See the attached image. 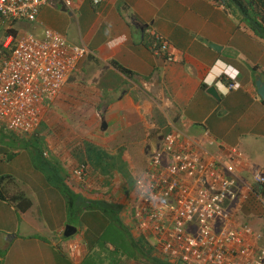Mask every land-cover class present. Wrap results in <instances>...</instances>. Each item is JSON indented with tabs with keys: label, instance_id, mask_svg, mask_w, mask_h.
<instances>
[{
	"label": "crops",
	"instance_id": "1",
	"mask_svg": "<svg viewBox=\"0 0 264 264\" xmlns=\"http://www.w3.org/2000/svg\"><path fill=\"white\" fill-rule=\"evenodd\" d=\"M72 2L68 9L63 0H49L37 24L17 21L13 27L35 28L39 36L50 27L88 50L78 69L68 76L71 81H66L77 85V93L59 99L62 90L52 103L58 109L51 117H65L62 122L67 127L71 121L67 113L75 110L73 134L60 133L59 143L66 152H76L90 141L113 156L121 155L127 165L124 175L116 170L107 177V186L98 187L105 180L97 183L98 176L90 174L84 190L75 191L120 205V226L133 242L140 238L132 242L135 249L144 247L129 210L134 204V180L147 168L164 136L175 131L182 139L194 141L202 158L216 156L235 166L238 197L225 196L222 205L237 226L247 224L260 234L254 242L259 252L264 247V196L256 190L260 185L253 177L257 171L264 174V101L256 87V79H264V38L214 0H112L99 7L92 0ZM70 16L73 21L67 23ZM147 28L172 42L179 62L169 63L150 50ZM229 66L239 71L237 89H230V80L221 75ZM212 85L217 86L220 98L208 92ZM98 113L104 114L107 128L102 129ZM48 117L44 115L29 140L44 133ZM232 148L244 155L231 154ZM12 153L10 162L0 164V177L9 176L0 188L10 196L25 194L32 206L22 211L16 202L0 198V264H86L93 257L96 264L107 258L105 264L146 263L132 260L131 254L127 257L115 237L105 252L101 240L112 225L108 222L111 214L85 209L71 222L58 182L45 166L20 149ZM6 155L3 161L9 160L10 154ZM55 157L68 167L60 155ZM68 225L77 228L70 237L65 236Z\"/></svg>",
	"mask_w": 264,
	"mask_h": 264
},
{
	"label": "built area",
	"instance_id": "2",
	"mask_svg": "<svg viewBox=\"0 0 264 264\" xmlns=\"http://www.w3.org/2000/svg\"><path fill=\"white\" fill-rule=\"evenodd\" d=\"M66 8L72 0H63ZM112 0H92L94 7ZM49 0H0V12L7 20L37 23ZM150 50L169 63L180 61L172 42L153 28H147ZM11 48L9 53L4 49ZM88 52L59 31L46 27L42 36L33 31L9 34L0 47V124L27 136L36 132L48 102L62 91ZM229 88L237 89V73L224 70ZM221 74V75H222ZM231 154L243 155L237 149ZM134 184L133 212L137 236L150 246V253L174 264H263L264 247L251 226H237L222 198L238 197L235 166L216 156L201 157L196 143L172 131ZM86 164L73 174L78 181L87 176ZM221 169H224L222 171ZM224 172V173H223ZM264 185V174L254 173ZM247 198L245 193L243 199Z\"/></svg>",
	"mask_w": 264,
	"mask_h": 264
},
{
	"label": "trees",
	"instance_id": "3",
	"mask_svg": "<svg viewBox=\"0 0 264 264\" xmlns=\"http://www.w3.org/2000/svg\"><path fill=\"white\" fill-rule=\"evenodd\" d=\"M214 1L219 3V4L226 6L228 8V11L233 12L234 14L240 16L241 19L246 24H248L250 26V28L255 32L256 35L264 38V0H214ZM15 22H17V21L16 20H9V19L7 20V18L0 12V27H2V28L4 26L6 27L5 28L6 33H7L6 36H8L9 34L19 35V34L25 33L22 31L19 32L13 27ZM31 31L36 32L35 28L31 29ZM0 47H2V42H0ZM10 50H11V48H8L6 50L4 49V51L6 53H9ZM114 65H116V67H118L120 70L128 73L127 70L118 62L114 61ZM258 69H259V66H257V65L254 66L255 71H257ZM260 73L262 74V72H260ZM57 97H59V95ZM54 100H55V98L52 101L48 102L47 110H46V114H45L46 116L49 115V117H51L53 112L57 113L56 111L58 108L54 109L52 107L53 106L52 103ZM61 119L63 120V122H65V120L63 118H61ZM0 125L4 126L3 124H0ZM44 126L46 128V130H44V128H43V132L45 133V135L41 131L42 135H40V136L37 135V137L35 136L36 138L34 137L33 139H30V140L28 139V136L26 134H18L17 132H14L11 129H9L7 126H4V127L6 128L7 131H11L14 134V136L16 138H19L21 141L24 140V141L33 142V140H35V142H39L43 139L45 145H43L44 149L41 150L42 156H43L44 160L47 162V164L49 165V167L53 163L50 160L52 157H55V154L60 155L64 161H67L66 163H68V170L72 171V173L71 172L69 173L70 179H68L67 176H63L61 173H59L61 179L55 178V180L58 182L56 186H58V188L62 192V194L66 200V205H67L68 209L71 210L72 207L77 206L76 212H78V214H79V213H82L85 209L97 208V209H102L104 212H109L110 214H111V212L113 213V211H115L117 213V216H118L117 208H119V210H120V208H121L120 205L118 207L117 205L109 202L108 200L92 199V198H90L92 196L85 193V191L83 193V194H86L85 196L83 194H81L82 191H80L79 194L82 195L81 198L75 199L74 197H75V194H77L76 193L77 191L75 192L73 190H76L77 188L78 189L83 188V190H84V187H85L84 184L86 183L87 178L90 177L91 175L93 176V173H95V176H98L97 183H99V181L101 182L102 180H105L104 183H103V181L101 182V185L98 184V187L107 186L106 184H108V180L106 177L107 175L105 174V172H107V171H109L110 172L109 174L112 175L111 171H116V170L118 171L119 170L120 173H122L124 175L123 170L125 169V165H127V163L124 164V162L121 161V155H119V157L113 156V155L109 154L108 152H106V150L102 149L100 146H98V145H96L90 141H85L84 147H82L81 150H78L76 152H70V151L66 152L67 150L64 148V146L60 145L61 141L59 140V134L51 133V129H50V127L47 126V124L44 123ZM67 131H69V130H67ZM71 133L73 134V131H71L69 134H71ZM47 134L51 135V140L54 143L52 148L50 145L48 146V144H47V141H46ZM1 149H3V148H0V150ZM2 151H4V149ZM52 160L56 161V159H52ZM57 162L61 164L62 160H57ZM80 164H86L87 176L83 180L78 181L77 178H75L73 172H74L75 168L78 167ZM61 166H62V164H61ZM122 166H123V168H122ZM45 169H46V171H48L49 168H47L45 165ZM127 174H128V170H127V166H126V176H127ZM8 177L9 176L0 177V184L2 183V181L4 179H7ZM50 177H52L54 179L53 176H50ZM134 182H135V180H134ZM68 184L70 186H68ZM259 185L260 186L256 187V190L258 191V193H260L264 196V185L263 184H259ZM65 190L68 193H66ZM70 191H72L73 193L71 194ZM95 192H96V190H94V193ZM94 195H96V194H94ZM127 195H129V194L127 193ZM0 198L4 199V200L12 201L14 203L16 202L17 208H19L22 211H27L32 206V200L23 193H17L15 195L10 196L5 190H3V188L2 189L0 188ZM127 208H129V207H127ZM129 210L131 213L133 212V210H134L133 205H132V208H130ZM118 220L120 221L119 216H118ZM122 227H123V225H122ZM138 237H140V236H138ZM136 241L139 242L140 238L137 239ZM135 242H133V243L136 244L137 242L136 243ZM146 252L149 253L150 250H148ZM149 256L153 259H157L153 255H151L150 253H149ZM163 264H174V263L164 261Z\"/></svg>",
	"mask_w": 264,
	"mask_h": 264
},
{
	"label": "rangeland",
	"instance_id": "4",
	"mask_svg": "<svg viewBox=\"0 0 264 264\" xmlns=\"http://www.w3.org/2000/svg\"><path fill=\"white\" fill-rule=\"evenodd\" d=\"M67 13L69 14V11ZM67 13H65L63 15L67 16L68 15ZM67 20H68L67 23L72 22L73 17L70 16ZM34 24H37V23H34ZM17 27L15 26L14 28L19 32L20 31H22V32L30 31V29H26V28L22 27L21 24H18ZM5 28H6L5 26L3 28L0 27V42H2L3 39L6 37L7 33H6ZM64 87L65 88H63V93L61 94L59 99H62L64 97L68 99L72 94L77 93V90L75 89V87H77V85H75V84L65 83ZM95 90H93V91H95ZM62 110H64V109H62ZM64 111L68 112V110H64ZM58 112H61V111L58 110ZM61 113H63V112H61ZM63 114H66V113L64 112ZM67 115H68L67 117L71 120L69 127L65 126L64 123H62L61 117H58V116H52L51 118L48 117L47 126L50 127L51 133L60 135V133H64L66 130H69L68 133L73 131V129H74L73 121H74V116H75V110L73 111V109H72V111L70 113L68 112ZM47 116H49V115H47ZM63 118H65V117H63ZM44 130H46V129H44ZM47 136H49V137H47V144H48V146L50 145L52 148L54 143L51 140V135L47 134ZM43 145H45L43 139L39 142H35V140H33V142L24 141V140L21 141L19 138H16L11 131H7L4 126L0 125V148H6V149H4L3 152H1L2 150H0V164H1V162H3L2 164L6 165V163L10 162L11 161L10 159L15 155L12 152L15 151L16 149H20V151H22L23 153H27V154L31 155L33 157V159L35 160V162H37L38 164H41V165L45 164L46 167L49 168L47 171L49 176H53L54 179L55 178L61 179V177L59 175V173H61L63 176H67V178L70 179V174H69L70 171L68 170V167L66 165H63V163H61L62 164V166H61V164L57 162V160H59L57 157L51 158L50 161L53 163L49 167V165L47 164V162L44 160V158L42 156L41 150L44 149ZM8 153L10 154L9 160L3 161V160H5L4 158L7 156L6 154H8ZM243 155H244V153H243ZM52 159H56V161H54ZM109 173H110L109 171L105 172V174L107 175V176L106 175L105 176L111 177V176L115 175L114 171H111V173H113V175H111ZM93 175L95 176V173H93ZM69 184H68V186L71 185V184L70 185ZM132 186H133V181L130 180L129 186L127 187V191L129 194H130ZM73 191H75V190H73ZM70 192H71V194L73 193L72 191H70ZM66 193H68V192L66 191ZM76 193L77 194H75L74 198L80 199L82 195H80L78 191ZM76 209H77V206L72 207L71 210L69 209L71 222L76 221L78 215L81 216V213L78 214V212H76ZM108 222L112 223V225L107 230L106 234L103 236V238L101 240V243H102V246H103V249L105 252H108V245H109L108 241L112 242L110 239L112 237H115L116 242L123 244L120 248H123V250L126 252V256L129 257V254H131L132 260L138 258V259H144L146 261L145 264H163V262H164L163 260H161L159 258L153 259V258L148 256L149 253L146 252V250L147 249L150 250V246L144 239L142 240L144 247L140 246L138 249H135L132 246L133 238L130 236L129 232L124 230L125 227L120 226L122 223H121V221L118 220V216H117V213L115 211H113V213L111 212L110 217H108ZM112 239H114V238H112ZM98 256L101 260L102 259L101 254H99ZM108 260H110V259L109 258L103 259V262L99 261L98 264H105ZM96 263H97V258L93 257V259L88 260V262L86 264H96ZM137 264H139V263H137Z\"/></svg>",
	"mask_w": 264,
	"mask_h": 264
},
{
	"label": "water",
	"instance_id": "5",
	"mask_svg": "<svg viewBox=\"0 0 264 264\" xmlns=\"http://www.w3.org/2000/svg\"><path fill=\"white\" fill-rule=\"evenodd\" d=\"M62 9L65 10L64 7H62ZM212 46H214L217 50H220V49H221V48H220L219 46H217V45H214V44H213ZM101 72H102V71H101ZM97 79H98V78H97ZM66 81H71V80H70V79L68 80V78H67ZM256 87H257V92H258V94L260 95V97H261L262 100L264 101V79H263L262 77H258V78L256 79ZM208 92H209L210 94H212L214 97H216V98H220V94H219V92H218V88H217L216 85H212V86H210L209 89H208ZM103 113H104V110H103ZM103 113H98V115H99V118H100V120H101V122H102L101 127H102V129H105V128H107V123H106L105 116H104ZM163 140H164V138L162 139V142H163ZM162 142L158 145V149H157V151H158L159 148L161 147ZM157 151H156V152H157ZM153 155H155V153L152 154V156H153ZM76 231H77V228L73 227L72 225H68V226L66 227V230H65V236L70 237V236H72L73 234H75Z\"/></svg>",
	"mask_w": 264,
	"mask_h": 264
},
{
	"label": "clouds",
	"instance_id": "6",
	"mask_svg": "<svg viewBox=\"0 0 264 264\" xmlns=\"http://www.w3.org/2000/svg\"><path fill=\"white\" fill-rule=\"evenodd\" d=\"M147 30V29H146ZM4 40V39H3ZM224 70H228L230 73H232L233 72V74H236L237 73V77H238V75H239V71L238 70H236V69H234V68H232L231 66H229V67H225L224 69H223V72H224ZM222 72V73H223ZM221 73V74H222ZM222 75H225V74H222ZM238 81V80H237ZM231 82V81H230ZM239 82V81H238ZM240 83V82H239ZM229 87V86H228ZM150 253V252H149ZM151 254V253H150ZM152 255V254H151ZM156 258V257H155Z\"/></svg>",
	"mask_w": 264,
	"mask_h": 264
}]
</instances>
